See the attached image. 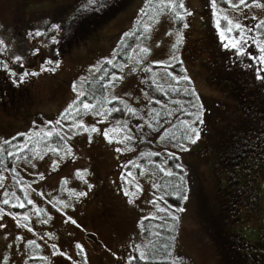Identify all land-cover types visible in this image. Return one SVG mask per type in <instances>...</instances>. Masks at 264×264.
<instances>
[{
  "label": "rangeland",
  "instance_id": "1",
  "mask_svg": "<svg viewBox=\"0 0 264 264\" xmlns=\"http://www.w3.org/2000/svg\"><path fill=\"white\" fill-rule=\"evenodd\" d=\"M184 3L192 14L185 15L181 21L172 10L162 6L160 0H151L150 5L147 0H124L113 16L102 21L86 38L74 41L73 35L81 34L80 31L71 34L70 27L81 24L83 32V26L90 21V6L85 7L87 0H0V39L5 41V45H0L3 48L0 51V91L3 92V99L0 97V142L19 135L23 137L13 149L16 151L14 158H17V161L13 160V168L0 171V209L12 213L0 220L4 225L0 228V264H126L132 257V247L136 246L137 253L143 251L145 241L138 224L154 212L157 178L150 164H154L156 152L162 155L160 160L163 162L175 158V161L179 160L176 163L187 170L185 195L188 198L178 207L184 211L177 209L178 256L172 264H224L221 250L215 248L211 234L201 224L198 212L201 202L205 209L214 213L223 209L227 214L222 220L223 226L230 232L229 237L233 238L235 233L243 236L246 240L240 239L241 250H245V244L249 245L245 246L249 263L264 264V166L253 162L248 167H230L235 180L228 188L222 164L213 161L214 151L212 148L208 151L206 145H211L217 132L224 129L222 120L224 123L231 121L236 102L231 90L220 84L222 75L211 74L217 69L222 71L225 66L221 54L226 41H221L215 26L217 17L212 15L209 0H184ZM248 3L252 4V0ZM226 4L229 7L221 5L218 8L220 16L239 21L247 26L244 31L249 37L264 41L263 35L248 32V29L253 30L252 23L264 20V8L254 5L231 7L239 4V0ZM140 19L143 30L145 25H150L148 31L144 30L146 37L142 48L131 62L103 78L104 100L113 101L108 105L96 103V109L105 110L107 119L95 115L92 110H84L78 95L90 76L89 71L113 58L120 39L131 32ZM53 24L60 28L52 29ZM184 24L188 27H183ZM221 26H225L224 21ZM37 29L45 35H27ZM177 33L182 36L178 44ZM53 36L58 43L53 42ZM36 47H41V52L30 55ZM143 48L149 51H141ZM234 51L237 53V49L229 48L226 54L230 61L229 71L235 73L242 65H248L256 77L255 68L259 65L247 54L249 61L245 57L239 59ZM245 51L252 56L259 55L251 39L245 45ZM16 56L23 58V69L15 61ZM53 58L54 63L48 65L47 60ZM56 62H59L58 67ZM4 63L12 70L21 73L27 70L39 75L26 77L23 83H14L15 78L4 70ZM175 63L185 68L184 76L190 77V85L199 92L198 107L202 105L213 120L210 128L207 126L213 137H202L207 133L202 124L198 127L202 129H199L200 137L196 143L189 139L184 143L165 139L177 113L167 106L166 122L158 119L153 104L154 92H148L146 84L156 81L161 87L177 85L179 90L175 91V97L179 98L187 81L174 72L175 77H171L164 72L166 67H159ZM42 66L55 68V71H41ZM256 86L262 94L264 83L255 78L254 90ZM259 94L255 101L261 103V97H264ZM69 105H73L72 109ZM76 108L80 109L79 113ZM66 109L69 112L62 115ZM152 113L153 118H150ZM62 116L66 118L65 123L57 124V120L62 121ZM102 119L103 122H99ZM80 121L89 128L95 125L101 132L109 129L112 142L99 133L85 132L83 128L73 126ZM203 123L206 128L207 118ZM163 125L166 128H160ZM49 131L53 132L52 136L45 135ZM126 136L131 139H124ZM120 140L123 143L117 142ZM197 144L201 147L194 150ZM50 148L60 151H49ZM117 148L122 151L117 152ZM69 149L72 154L66 155ZM171 153L176 155L170 156ZM78 170L80 175H77ZM129 172L132 176L127 175ZM15 173L27 182L20 185L25 200L33 201L32 205L18 211L9 206L18 194L12 180ZM89 184L91 188H88ZM80 191L87 195L77 198L76 193ZM125 191L135 195L126 196ZM4 199H10V203L4 205ZM130 199L132 203H129ZM64 204L68 206L64 207ZM36 209L41 210L39 214ZM17 214L21 224L27 223L31 231L17 227L13 219ZM24 214L30 217L29 221L23 220ZM69 217L77 224L66 222ZM30 240L35 244H30ZM76 243L84 246V252L76 248ZM53 244L57 246L55 249ZM53 252L57 254L53 255ZM241 260L244 264L243 257Z\"/></svg>",
  "mask_w": 264,
  "mask_h": 264
},
{
  "label": "trees",
  "instance_id": "2",
  "mask_svg": "<svg viewBox=\"0 0 264 264\" xmlns=\"http://www.w3.org/2000/svg\"><path fill=\"white\" fill-rule=\"evenodd\" d=\"M123 1L124 0H110V6L102 12L90 10V21L83 26L85 31L82 32L81 24H79L81 22L78 23L79 26L75 25L70 27L71 34L74 32L78 33L79 31L81 34V36L79 34L76 35L77 37L73 35L74 41L76 39L80 40L81 38H86L90 33L99 27L102 21H105L113 16ZM221 5L229 7L223 2H221ZM259 23H252V31L254 32L255 36H264V27H261L260 29H256L254 27ZM142 27L144 28L143 20L140 19L134 25L133 30L128 34L126 33L127 35H123V37L120 39L118 46L114 51V56L110 60L111 63H109V60H106L104 65H99L97 69L89 71L90 76H88L86 79L85 86L83 87V92L86 93V96L79 97L78 101H83L86 99L88 102L95 104L103 103V105H108L113 101L112 100L110 103H107L104 100V94L101 92L103 78H105L110 72H114L115 70L117 71L120 66L122 67L128 64L135 58L139 52V49L142 48L143 40L146 37ZM228 53L229 49H225L221 54V61L223 64H225V66H223V70L221 71L217 69L211 74L213 76H216L215 73L222 75V81L220 84L225 85V88L231 90V96L233 95L234 99H236V102L234 103L235 105L233 106L234 109H232L235 113L233 115V112L231 111V121L228 120L226 123H224L222 120L224 129H220V131L217 132V135L211 141V145H206L209 147L208 151L210 148H212L214 151L213 161L215 160V163L220 162L222 164V168H224L223 171L227 175L226 183L229 188L230 184H232L235 180L233 177L235 173L231 174L229 168H237V166L243 167L244 165L253 163L256 157L259 158V156H257V151L254 152L250 149L253 148L251 141L253 142L255 139L260 138L261 135L264 136V98L261 97V103L255 101V99L258 98L257 95L260 93V91L257 89V86L255 87L256 90H254V71L253 69L248 68V65L247 67L242 65V69H238L235 71V73H231L229 71L230 61L226 56ZM233 53L237 55L235 51ZM237 56L239 59H243L245 57L247 61H249V58L245 55ZM159 67H166L164 72L169 74L171 77H175L174 73L178 77L184 76L185 68L180 64L175 63L174 65H161ZM94 75L100 77L93 78ZM213 78L216 82L218 81L217 77ZM146 85L148 92L151 90L154 92L153 104L156 105V112H158L154 113H156L155 116L158 119L166 122L169 115L168 110H166L167 106H169L172 110H175L177 113L174 124L170 126L171 129L166 132V140H169L173 143H184L187 137L192 135L190 131L191 127L198 128L201 126L198 123L193 124V121L196 120L197 115H199L201 111L203 113L202 119L204 120L207 118V122L209 123L206 124V128L204 123L203 126H201L207 132L202 137L205 139L208 137H213V135H211L212 133L210 132V129H208V127L210 128V124L213 122V120L210 119L211 117L207 112H205L203 109L201 110L198 107V104L201 101L199 98L197 99L199 92L193 88L192 84V86L190 85L189 81L186 82L185 89L181 91L179 98L175 97V93L179 90V86L177 85L170 86V84H168L161 87L160 83L156 81H153V84L148 83ZM193 90L195 91V95L193 94ZM10 94H12V92ZM259 95L264 97V92L262 91V94ZM0 97L3 99L2 91H0ZM150 118H153V113L152 117ZM60 120L62 121L59 123H65L63 120H66V118L62 116ZM185 122H187V124ZM160 128L166 127L163 125ZM202 128L199 129L201 130ZM22 139L23 137L19 135L15 138H12L10 141L5 140L7 143H5V141L0 142V171H2L3 168H13V160L17 161V158H14L16 151L13 149L19 145V142ZM247 143L249 144L246 145ZM198 145L199 144L194 147V150L198 149V147H201ZM9 153H11V155ZM172 155L176 154L171 153L170 156ZM154 157H157L155 161L152 160V163L154 164H150L151 169L157 178V198L153 199L154 212L153 215L143 217L138 224L140 235L145 241L142 249L143 251L140 252H144L148 256V260L146 262L131 260L130 264H172L174 257L178 256L176 249L177 231L179 226L177 209L183 200L182 196H184L188 190V183L185 176V171L187 170L184 168V166L181 168L176 167V162L179 161L177 158L176 161L174 158L171 159V161L167 160L166 162H163L160 160L162 155L158 152L155 153ZM158 159L160 161H157ZM145 161H147V159ZM169 171L172 173V175L167 174ZM19 176L20 174L15 173L12 177V180L15 184V190L17 189L16 192L18 194L15 196V202L9 206H12L15 211L21 209L19 207H13V205L18 202L16 197H19L20 200L25 203V206H29L25 200L23 188L20 186L23 183L27 184V182L21 178L19 179ZM181 177L183 179H181ZM203 205V202L198 204V212L201 214V224L205 227L207 232L211 234L215 248L217 250H221V256L224 260L223 263L241 264V259L243 257L245 260L244 264H250L248 261V252H246L248 249L245 247L248 244H245L243 247V249H245L243 252L241 250L242 243L240 242V239L244 240L245 238L236 233L233 238H230V232H226L224 229L225 226H223L224 222L222 220L223 218L227 217V214L223 211V209L217 213L208 211ZM220 213L223 214V217L220 215ZM174 217H177V219H174ZM135 247L136 246L132 247V249L134 248L132 257L139 255ZM239 251L241 253H239ZM236 254L242 257L236 256ZM233 257L236 258L233 259ZM130 258L126 264H129Z\"/></svg>",
  "mask_w": 264,
  "mask_h": 264
},
{
  "label": "snow or ice",
  "instance_id": "3",
  "mask_svg": "<svg viewBox=\"0 0 264 264\" xmlns=\"http://www.w3.org/2000/svg\"><path fill=\"white\" fill-rule=\"evenodd\" d=\"M147 2L149 3V5L151 4V0H147ZM210 2V6L212 8V15L216 18L215 21V26L217 28V30L219 31L220 34V38L221 41H226L223 43V47L227 50L229 48L231 49H237V55H249L250 58L255 61L259 66L255 68V72H256V79L260 80L262 83H264V41L256 38V37H249L247 35V33L244 31V29L247 28L246 25H242L239 21L233 20V19H229L228 16L224 15V16H220L218 14V8L221 7V0H209ZM160 3L162 6L169 8L170 10H172L174 12V15L176 17V19L183 21L185 18V15L190 16L192 13L189 12L187 10V8L185 7V3L184 0H160ZM223 3H231V0H223ZM240 5H245L247 7H252L253 5L257 8H264V0H252V4L248 3V0H239V4H232L233 8H239ZM91 8L92 11H96V12H102L104 10H106L107 7L110 6V0H87V5L85 7H89ZM222 10V9H221ZM143 12V9L141 10ZM145 15H147V13H145ZM253 19H255V17H253ZM222 21L225 22V26L222 28L221 24ZM183 27L187 28L188 25L184 24ZM256 29H260L261 27H264V20L260 21L259 24H256L254 26ZM52 29H59L60 25L57 24H53L51 25ZM150 28V25H145V31H148ZM251 29H248V32H251ZM236 33V35H232L233 33ZM28 36H32V37H42L45 35L44 32H41L40 30H35L34 32H29L27 34ZM177 44L182 40V36L177 33ZM249 39L252 40L253 43H255L256 48L258 49L259 55L256 56H252L251 53H246L245 51V45H247ZM52 40L54 43H58L57 39L55 36L52 37ZM0 45H5V41L0 39ZM43 47H47V45H44ZM175 47V45L173 46ZM0 51H3V48H0ZM141 51L143 52H148L149 49L148 48H143L141 49ZM41 52V47H36L31 53L30 55L32 56H36ZM23 58L21 56H16L15 57V61L17 63H19L20 68L23 69L24 65L22 63ZM54 63V58L53 59H48L47 60V64L48 65H52ZM109 63H111V61H109ZM57 67L59 66V62H56ZM251 67V65H249ZM4 70L8 73V75L10 77H14V83H23L26 77L29 76H37L39 75V73L37 72H29L27 70H24L21 72H18L16 70H12L10 69L9 65L7 63H4L3 65ZM41 71H55V68H44L43 66L41 67ZM186 71V70H185ZM113 79H115V77H113ZM181 79H184L186 81H190V77L188 76H183L181 77ZM105 87H107L105 85ZM76 89V85H73V90L75 91ZM193 94L195 95V91L193 90ZM81 96H86V93L81 91L78 95V99ZM198 99V97H197ZM107 103H110V101H106ZM76 102L74 101L73 104H75ZM82 104V108L84 110H92L95 112V115L102 117L103 119H107V116L105 114V110H97L96 109V104L90 103L88 102L86 99L81 101ZM73 105H69V109H72ZM203 106L200 105V109L202 110ZM69 109L65 110V113L62 115H65L69 112ZM75 111L77 113L80 112L79 108H76ZM112 111H119V109H112ZM130 112H134L133 109H129ZM111 113L109 112L108 115H110ZM202 111L200 112L199 115H197L196 120L193 121V124H203V119H202ZM103 119L99 122H103ZM60 121L57 120L56 123L58 124ZM49 123H51V121H49ZM187 124V122H185ZM76 128H83L85 132H89V133H99L101 134L103 137H105L106 139H108L109 143L112 142V139L109 138V129L105 128L102 132L99 128H97L95 125L91 126L90 128L88 126H86L84 124L83 121H80L76 124L73 125ZM112 131H116V129H112ZM192 135L188 136L187 139L190 140L191 143H196V141L199 139L200 137V131L199 128L197 127H191L190 129ZM45 135L47 136H52L53 132L49 131L47 133H45ZM91 135H89V142H91ZM124 139H131L130 136H126L124 137ZM118 143H123V140L117 141ZM5 143H7V141H5ZM185 151H187V148H184ZM49 151H53V152H59L60 149L58 148H50ZM117 152L122 151V149L117 148L116 149ZM11 155V153H9ZM71 150L69 149L66 152V155H71ZM54 164H56V166L58 167V163L56 161L53 162ZM177 168H181L182 165L177 164L176 165ZM87 171V170H85ZM168 175H172V173L169 171L167 173ZM77 175H80V172L78 170ZM128 176H132V173L129 172L127 174ZM181 179H183L181 177ZM92 185L89 184L88 188H91ZM137 188L139 189V185H137ZM5 195H8L7 193H5ZM42 195V193H41ZM87 195V192L85 191H80L78 193H76L77 198L80 197H84ZM124 195L126 196H133L135 195V193H129L128 191L124 192ZM187 196L184 195L182 196V199L187 200ZM17 199V203L13 205V207H19V208H24L25 207V203L20 200L19 197H16ZM133 201L130 199L129 203H132ZM2 203L4 205H8L10 203V199H4L2 201ZM28 204H32L33 201L31 199H29L27 201ZM49 203H51V201H49ZM67 204H64V207H67ZM37 214L40 213V209H36L35 210ZM178 211H184L183 208H179ZM4 215H12V213L8 212L5 213L3 209H0V220L3 219ZM13 219L16 220V225L17 227H23V228H27L29 231H31L32 229L29 227V225L27 223L21 224L20 222V218H19V214L13 216ZM174 219H177V217H174ZM23 220L24 221H29L30 217L27 214L23 215ZM66 222H71L72 224L76 225L77 222L72 219L71 217L68 218V221ZM44 223H47V221H44ZM78 226V225H77ZM4 225L2 223H0V228H3ZM30 244H35L34 240H30L29 241ZM52 247L55 249L57 246L55 244L52 245ZM76 248L80 249L81 252H84V246L81 243H76ZM56 252H53V255H56ZM62 254V253H61ZM68 259H71V257H68ZM86 259V258H85ZM131 260H138V261H147L148 260V256L144 253V252H140L138 256L135 257H131L129 264L131 262Z\"/></svg>",
  "mask_w": 264,
  "mask_h": 264
},
{
  "label": "flooded vegetation",
  "instance_id": "4",
  "mask_svg": "<svg viewBox=\"0 0 264 264\" xmlns=\"http://www.w3.org/2000/svg\"><path fill=\"white\" fill-rule=\"evenodd\" d=\"M258 139H255L253 142L251 141L253 148L250 150H253L254 152L257 151V156H259V158L256 157V159L254 160V163L258 162V166L261 167V166H264V136L261 135V137ZM249 143H247L246 145H248ZM260 160H262V163L260 162ZM248 166L249 165H247V167ZM221 180H222V178L219 181H221Z\"/></svg>",
  "mask_w": 264,
  "mask_h": 264
}]
</instances>
